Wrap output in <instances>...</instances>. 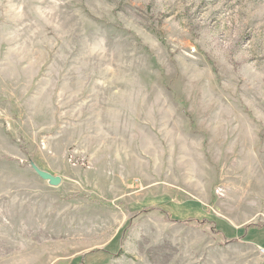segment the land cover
<instances>
[{
  "label": "rangeland",
  "instance_id": "1",
  "mask_svg": "<svg viewBox=\"0 0 264 264\" xmlns=\"http://www.w3.org/2000/svg\"><path fill=\"white\" fill-rule=\"evenodd\" d=\"M0 264H264V0H0Z\"/></svg>",
  "mask_w": 264,
  "mask_h": 264
},
{
  "label": "water",
  "instance_id": "2",
  "mask_svg": "<svg viewBox=\"0 0 264 264\" xmlns=\"http://www.w3.org/2000/svg\"><path fill=\"white\" fill-rule=\"evenodd\" d=\"M31 167L42 180L48 182L51 186L58 187L62 184L61 177L54 176L51 173L43 171L35 164H31Z\"/></svg>",
  "mask_w": 264,
  "mask_h": 264
},
{
  "label": "trees",
  "instance_id": "3",
  "mask_svg": "<svg viewBox=\"0 0 264 264\" xmlns=\"http://www.w3.org/2000/svg\"><path fill=\"white\" fill-rule=\"evenodd\" d=\"M146 212H148V211H146ZM177 222H180V221H182V220H176ZM192 220L191 219H188V220H186L185 222H187V223H189V222H191ZM194 221V220H193ZM182 222H184V221H182ZM200 224H204V223H206V221L205 220H203V221H201V222H199Z\"/></svg>",
  "mask_w": 264,
  "mask_h": 264
}]
</instances>
